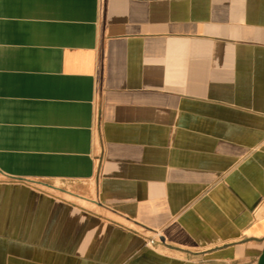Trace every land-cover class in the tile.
<instances>
[{"label":"crops","instance_id":"crops-1","mask_svg":"<svg viewBox=\"0 0 264 264\" xmlns=\"http://www.w3.org/2000/svg\"><path fill=\"white\" fill-rule=\"evenodd\" d=\"M263 238L264 0H0V264H257Z\"/></svg>","mask_w":264,"mask_h":264},{"label":"water","instance_id":"water-1","mask_svg":"<svg viewBox=\"0 0 264 264\" xmlns=\"http://www.w3.org/2000/svg\"><path fill=\"white\" fill-rule=\"evenodd\" d=\"M263 240H264V238H263ZM257 264H264V248H263V250H262V252L258 258Z\"/></svg>","mask_w":264,"mask_h":264},{"label":"bare ground","instance_id":"bare-ground-1","mask_svg":"<svg viewBox=\"0 0 264 264\" xmlns=\"http://www.w3.org/2000/svg\"><path fill=\"white\" fill-rule=\"evenodd\" d=\"M71 192V191H70ZM67 196V195H66ZM77 199V198H76ZM78 201H80V200H78ZM82 203V202H81ZM83 204V203H82ZM132 223V222H131Z\"/></svg>","mask_w":264,"mask_h":264},{"label":"built area","instance_id":"built-area-1","mask_svg":"<svg viewBox=\"0 0 264 264\" xmlns=\"http://www.w3.org/2000/svg\"><path fill=\"white\" fill-rule=\"evenodd\" d=\"M158 241H161V238H159Z\"/></svg>","mask_w":264,"mask_h":264}]
</instances>
